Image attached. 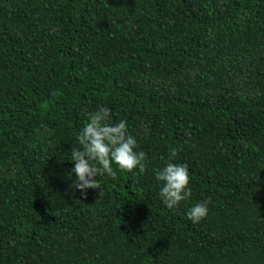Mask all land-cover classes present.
Returning a JSON list of instances; mask_svg holds the SVG:
<instances>
[{
  "label": "trees",
  "instance_id": "16d2710c",
  "mask_svg": "<svg viewBox=\"0 0 264 264\" xmlns=\"http://www.w3.org/2000/svg\"><path fill=\"white\" fill-rule=\"evenodd\" d=\"M101 106L146 169L83 199ZM172 148L192 195L168 209ZM0 264H264V0H0Z\"/></svg>",
  "mask_w": 264,
  "mask_h": 264
},
{
  "label": "clouds",
  "instance_id": "9594fccd",
  "mask_svg": "<svg viewBox=\"0 0 264 264\" xmlns=\"http://www.w3.org/2000/svg\"><path fill=\"white\" fill-rule=\"evenodd\" d=\"M111 110L101 106L88 114V122L77 137L80 147L71 148V173L75 175L71 187L79 190L83 199L87 190L102 195L98 177L115 175L113 164L121 171L144 172L147 159L144 151H136V139L127 132V121L110 123ZM177 149L169 152L168 161L161 169H154L155 179L160 183L159 196L168 209H174L188 200L192 193L188 185L190 173L186 164L173 163ZM208 201L197 202L186 213L187 219L199 223L207 217Z\"/></svg>",
  "mask_w": 264,
  "mask_h": 264
}]
</instances>
